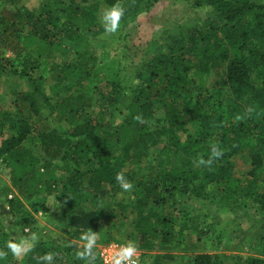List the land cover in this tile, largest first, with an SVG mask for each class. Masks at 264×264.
I'll return each instance as SVG.
<instances>
[{
  "label": "trees",
  "instance_id": "1",
  "mask_svg": "<svg viewBox=\"0 0 264 264\" xmlns=\"http://www.w3.org/2000/svg\"><path fill=\"white\" fill-rule=\"evenodd\" d=\"M21 1L0 0V14L3 7H16ZM97 1L82 0L88 4L85 9L72 2L77 10L70 12L60 6L63 2L51 0L40 12L21 15L28 28L20 35L22 46L35 62L27 63L29 69L36 70V63L50 61L56 53L75 57L57 66L61 88L55 102L44 98L50 115L69 126V139L55 130L38 129L33 134L39 105L22 92L26 108L23 113L16 107L17 131L0 145V161L14 187L7 202L10 212L33 224L32 215L51 212L46 201L54 198L65 222L62 233L72 240L63 246L39 241L29 264H44L40 257L49 252L54 253L52 264H94V259L101 264L98 251L93 248L92 258H80L77 253L84 247L78 249L73 242L82 240L84 233H100L104 209L99 205L119 189L118 173L134 184L130 206L137 215L141 250L152 249L158 239L162 247H179L198 231L190 203L209 201L211 188L221 187L222 204L243 200L264 214V0H182L203 19L183 31L167 32L163 44L152 41L145 49L130 48L129 35L112 46L101 39L106 31ZM103 1L108 6L121 3L133 17L160 2ZM8 62L0 56V79L9 72ZM210 73L225 77L229 94L217 89L203 100L194 99L191 87ZM89 91L99 95L100 110H94ZM7 117L0 109V119ZM178 129L185 137L177 134ZM36 135L48 159L38 167L24 147ZM160 141L174 148L182 162L168 158L140 179L133 171L124 172ZM213 145L223 154L211 165L199 164V158L212 155ZM244 156L249 167L237 177L232 159ZM39 196L46 198L34 201ZM24 201L29 202L27 207ZM105 242L103 246L110 244L109 239ZM234 260L264 264L258 257ZM218 262L217 257L199 254L192 264Z\"/></svg>",
  "mask_w": 264,
  "mask_h": 264
},
{
  "label": "rangeland",
  "instance_id": "2",
  "mask_svg": "<svg viewBox=\"0 0 264 264\" xmlns=\"http://www.w3.org/2000/svg\"><path fill=\"white\" fill-rule=\"evenodd\" d=\"M48 1L51 0H22L16 7H3L0 14V56L9 61V72L0 79V109L8 115L5 120L0 119V145L4 139L17 131L16 107H20L23 113L24 108H26L21 103L22 92L32 95L39 105L40 114L34 117L37 118V123L32 121V124L35 125L33 134H37L36 130L38 129L55 130L64 138H68L66 132L69 130V126L59 124L50 115L44 105V98L55 102L58 95L57 90L61 88L57 66H61L65 62H73L75 57L73 53L65 55L56 53L50 61L36 63V67H38L36 70L29 69L28 64L35 63L34 58L23 49L22 37H20L28 31L21 15L29 12H40ZM55 1L63 2L65 5L60 6L69 7L70 12L76 11V6H79L80 9L88 7V4L83 3L82 0ZM72 2L76 6L72 7ZM97 2L100 5L99 20L103 25L100 19L101 14L111 6L104 4L103 0ZM119 5L124 9L121 21L127 19V23L120 21L118 31L115 33L106 32L101 36V39L108 41L111 46L112 43L118 42L116 41L118 38L125 35L130 36V48L135 45L145 49L152 41L163 44L164 40L162 39L167 32L175 29L183 31L192 23L203 19V16L199 15L191 5L182 0H160L151 10L142 12L136 17L126 12L121 3ZM125 73L131 77L129 72L126 71ZM224 81V76L217 77L214 73L208 74L202 82L198 81L191 87L194 99L203 100L216 92L217 89L229 94L228 88L223 85ZM133 83L137 84L135 81ZM90 87L93 89L96 86L91 85ZM100 87L105 90L102 84ZM60 92L63 96L64 92L61 90ZM89 96L93 97L94 110H100L102 104L96 103L99 95L89 91L87 97L89 98ZM183 133L181 129L177 130V134L181 138L185 137ZM77 141L78 139H75L74 143ZM24 147L30 150L34 159L38 161L36 167L48 161L37 135L34 141H26ZM172 157H176L179 162H182L179 159L180 155L176 153L174 148L169 146L167 142L160 141L141 158L140 162L128 165L124 172L133 171L135 178L140 179L147 175L151 168H161L162 164ZM232 162L235 166V175L242 177L249 167L247 157L234 158ZM10 177V172L6 169V164L2 159L0 161V252L5 254L0 257L4 259L5 263L3 264H29L28 259L32 256L31 250H34L39 241H52L60 246L68 245L69 242L72 243V240L62 233V230L65 229V222L60 220L61 209L59 210L57 207H60V202L54 198H49L46 201L51 212L48 214L39 212L32 215L33 224H31V220L14 216L10 212L7 202L12 199L13 194L9 191L14 189ZM131 185L132 187L127 191L119 186L117 191L107 195L99 205V208L104 209V215L100 233L96 234V243L93 247L95 253L109 239L110 243L120 245L129 241L133 242L137 247L135 254L137 264H192L193 259L199 254L217 257L219 261L217 264H235L234 257L236 256L241 257L243 262L250 257L264 258V214L256 211L251 202L243 200L222 204L221 187L210 189L211 198L209 201L190 203L193 214L198 218V231H193L191 236H187L181 246L162 247L160 239H158L154 241L152 249H139L138 246L141 241L135 229L137 215L133 211V207L130 206L134 201V184L131 183ZM42 197L39 196L34 201H41L44 197L46 198V196ZM24 202L27 207L29 202ZM33 235L37 239L29 252L17 257L7 248L9 241L14 243H19L17 242L19 240L20 242H32L31 237ZM73 243L77 245L78 249H82L86 242L80 240ZM92 263L95 264V259Z\"/></svg>",
  "mask_w": 264,
  "mask_h": 264
},
{
  "label": "clouds",
  "instance_id": "3",
  "mask_svg": "<svg viewBox=\"0 0 264 264\" xmlns=\"http://www.w3.org/2000/svg\"><path fill=\"white\" fill-rule=\"evenodd\" d=\"M124 15V9L119 5V3L112 5L108 9H106L101 14V21L103 23L104 30L109 33H115L118 31L120 27V21L122 16ZM212 155L208 160H204L202 157L199 158L198 163L201 165H211L214 158H219L223 153L222 150L218 149L215 145L211 148ZM116 181L120 184V187L127 191L132 185L131 183L124 177L122 173H118L116 176ZM37 237L33 235L31 237L32 242L22 241L20 243H14L9 241L7 244V248L11 250V253L14 256H20L23 253L29 252L34 247V242ZM86 243L84 244V250L77 253L80 258H92L93 257V247L96 243V233L89 232L82 234L81 237ZM137 253L136 245L129 241L125 244L119 246V250L114 253L112 256V264H136V261L133 259L135 254ZM5 253L0 252V256H3ZM54 259V253H46L40 257V260L44 262V264H52ZM107 264V262H106Z\"/></svg>",
  "mask_w": 264,
  "mask_h": 264
},
{
  "label": "built area",
  "instance_id": "4",
  "mask_svg": "<svg viewBox=\"0 0 264 264\" xmlns=\"http://www.w3.org/2000/svg\"><path fill=\"white\" fill-rule=\"evenodd\" d=\"M120 244L118 243H110L108 245L102 246L98 250L99 259L101 260V264H112V256L115 252L119 250ZM133 259L137 264V257L134 256Z\"/></svg>",
  "mask_w": 264,
  "mask_h": 264
}]
</instances>
